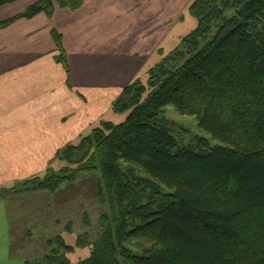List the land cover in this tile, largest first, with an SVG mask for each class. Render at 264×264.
<instances>
[{
  "label": "trees",
  "instance_id": "1",
  "mask_svg": "<svg viewBox=\"0 0 264 264\" xmlns=\"http://www.w3.org/2000/svg\"><path fill=\"white\" fill-rule=\"evenodd\" d=\"M85 1L40 0L0 27ZM188 11L195 29L145 84L133 81L113 101V113L128 112L123 123L101 121L58 152V173L0 188V197H58L84 182L96 190L99 229L74 246L89 256L71 263L73 247L55 236L25 264H264V0H193ZM52 39L67 72L62 39L55 31ZM169 105L220 144L181 145L164 117ZM82 221L91 225L86 213Z\"/></svg>",
  "mask_w": 264,
  "mask_h": 264
},
{
  "label": "crops",
  "instance_id": "2",
  "mask_svg": "<svg viewBox=\"0 0 264 264\" xmlns=\"http://www.w3.org/2000/svg\"><path fill=\"white\" fill-rule=\"evenodd\" d=\"M23 1L0 8V24L40 0ZM184 1L86 0L77 11L55 7L50 19L40 13L0 27V188L43 176L58 152L113 113L121 91L144 81L182 36L193 0ZM9 198L0 197V264H25L24 251L12 249Z\"/></svg>",
  "mask_w": 264,
  "mask_h": 264
},
{
  "label": "rangeland",
  "instance_id": "3",
  "mask_svg": "<svg viewBox=\"0 0 264 264\" xmlns=\"http://www.w3.org/2000/svg\"><path fill=\"white\" fill-rule=\"evenodd\" d=\"M30 1L32 0H24L23 3ZM184 2L187 6L188 2L186 0ZM191 17H187L185 22L178 26V33L180 32L182 36L184 35L183 37L187 36L196 27L197 22ZM182 36L179 37L178 42L170 44L166 52L160 54L159 62L180 46ZM146 79L140 81L145 84ZM163 113L165 118L174 123L173 135L181 145L188 146L196 139H206L210 146L220 144L209 133L198 127L195 117L181 115L171 105L166 106L163 109ZM127 114L128 112L123 114L108 113L101 121L111 122L114 125L121 124L126 120ZM64 164V162H58L50 170L58 173ZM93 179L98 178L94 176ZM64 188L63 186V191L58 197L41 192H39L40 194L30 195L25 193L8 195V197L11 196L7 207L13 227L12 238H16L13 239L16 244H20L18 242L19 239H23L20 246L16 245L18 246L16 249L24 251L23 254L26 257L22 260L26 258L33 259L34 256L37 257L40 252L42 253L45 241L55 236L61 237L66 245L73 247V252L67 254V258L71 263H76L89 256V248H76L74 246L76 240L85 233H89L91 239H93L97 228L99 229V213L97 210L95 211L97 209V203L95 202L96 190L88 182L75 184L67 190H64ZM7 189H5V192H9V188ZM73 191L74 199L72 196ZM85 213L89 216L91 223L89 227L84 226L85 224L82 221V216ZM29 229L33 237L29 232V236L26 235ZM28 242L29 244L27 245ZM32 248L35 249L34 255L32 254Z\"/></svg>",
  "mask_w": 264,
  "mask_h": 264
},
{
  "label": "water",
  "instance_id": "4",
  "mask_svg": "<svg viewBox=\"0 0 264 264\" xmlns=\"http://www.w3.org/2000/svg\"><path fill=\"white\" fill-rule=\"evenodd\" d=\"M238 24H239V21H237L236 24H234L233 26H231V27L228 29V31H233V30H235L236 27L238 26Z\"/></svg>",
  "mask_w": 264,
  "mask_h": 264
}]
</instances>
